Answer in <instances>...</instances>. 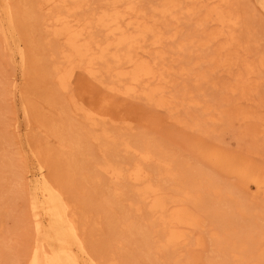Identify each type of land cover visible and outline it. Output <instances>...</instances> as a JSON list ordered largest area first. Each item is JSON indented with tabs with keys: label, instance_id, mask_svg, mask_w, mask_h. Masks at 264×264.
I'll list each match as a JSON object with an SVG mask.
<instances>
[{
	"label": "bare ground",
	"instance_id": "6f19581e",
	"mask_svg": "<svg viewBox=\"0 0 264 264\" xmlns=\"http://www.w3.org/2000/svg\"><path fill=\"white\" fill-rule=\"evenodd\" d=\"M22 2L20 7L14 0H0V34L5 45L16 46L22 64L27 63V53L15 39L17 26L44 35L40 44L47 50L43 72L62 96L53 99L46 95L49 105L61 107L58 118L44 117L50 131L45 145L65 177L57 180L51 176L54 174L40 149L30 203L35 240L26 264H121V253L116 249L132 236L140 240L148 259L162 253L165 258L177 260L182 247L193 241L194 233L206 227L203 213L210 209L202 198L204 185L216 197L212 218L217 229L210 230V234L227 257L223 264H264V248L260 246L264 224L242 228L240 216L245 209L241 204L227 206L217 182H203L199 173H186L159 146L117 125L124 122L132 128L133 115L123 113L115 103V98L123 97L143 99L151 106L166 109L170 122L185 128L191 123L178 116L180 106L202 107L207 116L205 124L220 122L228 126L233 121L247 124L257 120L263 123H256L253 138L264 132V117L257 111L235 105L231 112L215 113L212 106H202L196 97L204 90L203 83L212 80L211 84L216 85L211 79L214 71H231L241 65L239 78L229 91H240L243 99L251 102L249 106L255 102L251 95L259 85L251 86L249 80L264 69V56L247 61L239 54L240 49L249 50V40L237 32L244 19L236 0ZM196 17L193 32L176 46L170 45L179 39L180 23ZM216 44L215 52L205 57L213 64L211 73H195L201 60L197 58L201 57L193 55H202ZM176 54L185 55L186 65H177ZM79 71L88 78L84 85L89 98L98 90L104 93L100 106L74 92ZM200 125L194 118L191 126ZM50 137L60 139L57 149L49 147ZM221 142L198 136L189 144L214 173L237 180L235 192L248 198H264V164L250 153L230 150ZM93 143L98 144L99 154L92 148ZM74 177L96 190L104 199L102 205L93 210L88 201L74 198L69 186ZM99 219H106L108 225L103 242L89 232V227L103 230ZM244 230L248 234H242ZM194 244L204 248L205 238L197 236ZM191 264H200L199 258L193 257Z\"/></svg>",
	"mask_w": 264,
	"mask_h": 264
},
{
	"label": "rangeland",
	"instance_id": "374dc122",
	"mask_svg": "<svg viewBox=\"0 0 264 264\" xmlns=\"http://www.w3.org/2000/svg\"><path fill=\"white\" fill-rule=\"evenodd\" d=\"M14 1L20 7L23 4L22 0ZM262 1L236 0L237 9L244 19V23L237 29V32L249 40V50L246 52L244 49H240L239 54L247 61H256L260 56H264V7ZM197 18L191 22L183 20L180 23L179 39L176 42L171 41L169 44L176 46L178 41L187 38L193 32ZM248 33L251 35L248 36ZM43 37L44 35L38 32L26 31L22 25L17 26L15 39L19 41L20 48L27 53V63L22 64L16 46H13L12 43L5 45L0 34V264H26L27 255L35 240L30 203L34 197L33 178L38 169L36 159H38L37 154L40 149L43 150L41 152L43 159L49 164L54 174V176L51 175L52 173L50 175L55 179H65L62 172L58 171L56 161H53L48 155L47 144L45 145L46 135H49L50 131L44 124V117L58 118L61 107V105H49L46 102V95H50L53 99L62 96L54 91L50 76L43 72L42 62L45 61L47 53V50L40 46ZM216 46L217 44L211 49L205 50L206 52L200 53L202 55H199V52L193 55L195 58L201 57L197 58L201 60L194 68L195 73H211L210 69L213 64L205 57L215 52ZM174 57L178 60V66L182 63L185 64V55L176 54ZM242 68L239 65L231 71L221 69L214 71L211 79L216 82V85L211 84L213 81L209 80L207 84L203 83L204 90L196 95L201 100L202 106L210 105L216 110L215 113L218 111L226 113L227 111L231 112L237 105L240 108L257 111L263 118L264 69L259 75L249 80L251 86L259 85L258 91L251 95L255 100L251 104L252 108H247L251 107L249 106L251 102L245 101L240 91H229L230 86L235 85L239 78ZM87 81L86 74L79 71L74 84V92L84 95L95 106H100V97L104 93L102 90H98L92 93L94 97L89 98V94L85 93L87 85H84ZM15 86H18V89H15ZM190 86L195 89L192 81H190ZM174 92L177 96L180 95L178 90ZM115 103L121 106L123 113L133 115V122L130 124L132 128L124 122L117 123L119 127L145 137L151 144L159 146L164 152L173 156L186 173H199L198 176L203 182L208 179L214 183L217 182L227 206L241 204L245 209L240 216L242 228H247L252 223L264 224V198H253L252 196L248 198L242 193L235 192L237 180L222 173H214L212 168L196 155L189 144L198 136L215 142L217 139H221V144L226 148L250 153L258 163L264 164V132L255 138L251 133L256 123L263 122L253 120L244 124L233 121L228 126H223L220 122L205 124L207 116L203 115L202 107L185 108L180 106L178 116L188 124L191 123L189 127L185 128L180 124L170 122L169 111L151 106L143 99L117 97ZM26 107L27 113H25ZM194 118L200 121V126H191ZM212 129L215 131L212 132ZM246 130L247 132H245ZM202 131L208 132V135ZM49 139V147L57 149L60 139L58 137ZM92 148L98 154L100 153L97 143H93ZM69 186L71 195L76 199L88 201L93 210L102 205L104 201L102 196L89 184L83 182L80 177H74L69 182ZM229 190L234 193L231 195ZM201 194L205 205L210 209L208 213H203L206 227L194 233L193 241L182 247L177 260L165 258L162 253H158L152 255L151 261L141 247L140 240L132 236L124 242L122 248L116 249L121 253V264H191L193 257H198L200 264H223L227 257L215 245L210 234V230L217 229L212 218V201L216 197L212 191L210 192L207 185L201 189ZM100 221L103 230L97 228L91 230L89 227V232L95 234L99 242H103L108 225L106 219ZM211 227L213 228L211 229ZM242 234L246 235L248 231L244 230ZM199 235H202L206 242L205 247L201 249L194 244L195 238ZM260 246L264 248V240Z\"/></svg>",
	"mask_w": 264,
	"mask_h": 264
}]
</instances>
